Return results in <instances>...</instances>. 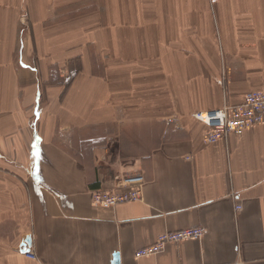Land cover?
<instances>
[{
	"label": "crops",
	"instance_id": "0c3cea01",
	"mask_svg": "<svg viewBox=\"0 0 264 264\" xmlns=\"http://www.w3.org/2000/svg\"><path fill=\"white\" fill-rule=\"evenodd\" d=\"M47 50L65 60L46 78ZM52 66L66 93H46ZM126 66L158 84L154 106L100 95ZM263 82L264 0H0V264H264V122L206 143L192 117ZM137 170L140 200L92 204Z\"/></svg>",
	"mask_w": 264,
	"mask_h": 264
},
{
	"label": "built area",
	"instance_id": "2783aa9c",
	"mask_svg": "<svg viewBox=\"0 0 264 264\" xmlns=\"http://www.w3.org/2000/svg\"><path fill=\"white\" fill-rule=\"evenodd\" d=\"M216 1V0H212ZM202 118L199 112L193 116L207 126L203 138L206 143H214L230 134L240 135L246 128L264 122V82L254 90L248 91L243 101L237 105H224L221 108L210 110ZM144 176L140 170L117 174L113 186L91 191V202L98 208H113L116 205L138 201L142 197V184ZM236 206V209H240ZM205 228L201 226L187 227L176 231L161 232L156 236L155 242L135 251V257L154 255L167 244L185 240H199L203 237ZM26 256L34 259L29 251Z\"/></svg>",
	"mask_w": 264,
	"mask_h": 264
},
{
	"label": "rangeland",
	"instance_id": "374dc122",
	"mask_svg": "<svg viewBox=\"0 0 264 264\" xmlns=\"http://www.w3.org/2000/svg\"><path fill=\"white\" fill-rule=\"evenodd\" d=\"M60 51L55 50H47L46 51V71L44 70V76L47 78V63L54 60H62V58L59 57ZM63 59L62 61H64ZM71 70V68H69ZM78 69V71H77ZM81 68L73 69L70 77L73 75H77L83 71ZM139 68L138 67H114V68H108V71L101 76V84L98 85V92L105 93L106 91L111 93V99H109V102H113L115 105H121L124 108L129 107H137V108H145L146 106H154L155 103V90L159 88L158 84L155 82H151V80H145L142 73L139 74ZM61 70H65L64 68H61L59 71V68L57 67H50L49 68V78H51L50 81H46V93L50 91H58L62 90L64 93L67 92V90L70 89L71 83L67 84L62 80L61 78L54 79L55 76L58 77L59 72L62 73ZM80 71V72H79ZM85 73V72H84ZM69 74V71H68ZM70 77L67 79H70ZM53 80H57L54 82ZM44 84V83H43ZM62 84V85H61ZM60 85V86H58ZM66 85V86H65ZM56 86V87H53ZM64 86L66 88H64ZM54 89V90H53ZM257 89V88H256ZM254 90V89H253ZM159 92V91H158ZM48 97V96H47ZM46 97V102L49 101ZM108 99H106V102ZM99 102H105V99L99 98ZM48 105V104H47ZM198 112V111H196ZM195 114V112L193 113ZM192 114V117L196 119ZM198 120V119H196ZM200 121V120H198ZM201 122V121H200ZM203 123V122H202ZM120 167L114 170V172H120ZM119 174V173H118ZM121 174V173H120ZM117 176V175H114Z\"/></svg>",
	"mask_w": 264,
	"mask_h": 264
},
{
	"label": "water",
	"instance_id": "95a60500",
	"mask_svg": "<svg viewBox=\"0 0 264 264\" xmlns=\"http://www.w3.org/2000/svg\"><path fill=\"white\" fill-rule=\"evenodd\" d=\"M112 262H113V264H120L119 257H118L117 253L113 254Z\"/></svg>",
	"mask_w": 264,
	"mask_h": 264
},
{
	"label": "bare ground",
	"instance_id": "6f19581e",
	"mask_svg": "<svg viewBox=\"0 0 264 264\" xmlns=\"http://www.w3.org/2000/svg\"><path fill=\"white\" fill-rule=\"evenodd\" d=\"M200 114H201V117L204 119V118H206V113H208V112H210V110H208V111H198Z\"/></svg>",
	"mask_w": 264,
	"mask_h": 264
}]
</instances>
